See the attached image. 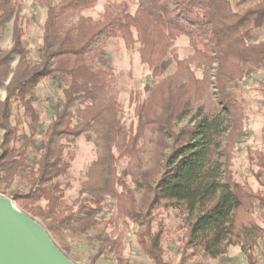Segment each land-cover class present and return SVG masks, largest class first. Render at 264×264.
Here are the masks:
<instances>
[{
    "label": "trees",
    "instance_id": "trees-1",
    "mask_svg": "<svg viewBox=\"0 0 264 264\" xmlns=\"http://www.w3.org/2000/svg\"><path fill=\"white\" fill-rule=\"evenodd\" d=\"M37 1L46 9V19L39 59L31 62L19 1L0 0V37L12 24V45L0 48L5 94L0 100V192L11 188L9 197L43 225L55 244L64 236L128 221L137 226L142 253L153 264H167L161 229L154 230L153 223L157 210L172 208L181 213L184 230L179 264L190 250L217 259L228 246H240L248 264H257L253 251L264 229L252 215L258 206L264 218V156L249 153L261 190L234 180L231 159L245 113L232 87L251 71L264 69V39L256 41L264 28V0H135L133 13L123 3L105 7L98 21L80 17L75 22L97 0ZM180 36L192 50L185 59L178 58L174 47ZM110 37H120L127 50L136 48L155 80L146 87L145 99L135 97V122L128 129L118 117L116 98L108 94L111 69L90 64L101 53L94 46ZM169 56L174 70L160 76ZM195 69L202 70L200 79ZM211 76L216 92L205 104ZM45 79L65 87L40 133L32 103ZM193 111V121L185 123ZM87 134L94 137L96 159L78 197L67 205L59 181L68 171L61 139ZM121 162L125 166L120 170ZM108 199L116 214L104 221L100 218ZM120 238L110 244L117 255ZM97 240L100 255L107 239Z\"/></svg>",
    "mask_w": 264,
    "mask_h": 264
},
{
    "label": "rangeland",
    "instance_id": "rangeland-1",
    "mask_svg": "<svg viewBox=\"0 0 264 264\" xmlns=\"http://www.w3.org/2000/svg\"><path fill=\"white\" fill-rule=\"evenodd\" d=\"M20 4V18L24 31V46L28 51V59L31 62L38 61L39 49L42 44L43 25L46 19V9L37 0H18ZM57 2V0H54ZM123 3L127 4L129 12L133 13L135 0H97L96 3L88 9L80 11L72 22L78 18H90L93 21L101 19L104 8L120 7ZM12 24L6 25L1 33L0 48L7 50L12 45ZM264 39V28L256 33V41ZM101 53L90 61L94 67L111 69L110 84L108 94L116 98L118 107V117L124 127L128 129L134 124L133 116L134 99L140 100L146 98V87L154 83L150 71L139 60L136 48L127 50L120 37H110L101 40L97 46ZM176 54L179 59H185L192 54L186 37L180 36L174 44ZM15 64V63H14ZM13 64V66H14ZM174 64L171 57H167L161 64L160 76H166L172 73ZM197 78L202 77V70L195 69ZM214 78L211 76L208 82V88L203 103L207 104L214 99L215 88ZM62 87H65L63 84ZM62 87L51 79L42 80L36 87L32 105L38 113L40 120V130L42 133L50 123L55 107L62 100ZM232 91L242 102L245 120L243 133L233 149L231 159V170L236 182L248 185L253 191H259L262 188L255 178L257 167L251 163L249 153H262L264 156V69L253 70L247 74L241 81L236 82ZM5 94L0 89V100ZM12 113V124H15V114ZM196 111L185 120L190 123L195 117ZM76 122V119L74 120ZM228 120L225 118V124ZM40 136L38 135V138ZM93 135L87 134L76 139H61L63 145V161L68 165L67 173L59 181L64 190V201L70 205L78 197L82 183L86 180V172L90 164L96 159V148L93 141ZM254 156V155H252ZM125 166L120 163V170ZM11 189V188H10ZM0 192V196L10 198L9 190ZM16 205V204H15ZM19 209V207L16 205ZM21 210V209H20ZM263 209L255 206L252 218L255 223L264 229V218L261 216ZM114 201L108 199L107 206L101 214V220L113 219L115 217ZM39 222V221H38ZM182 226V215L178 210L159 209L154 213L153 229H161V247L164 251L163 260L167 264H179L182 251V238L184 230ZM137 226L131 222L116 223L104 227L97 226L93 231L83 236H64L62 242L58 241L57 246L63 247L67 257L75 264H153L138 247L135 239ZM120 235V254L117 255L110 248V244L115 242ZM97 236L107 239L104 242L102 252L99 250V241ZM184 264H248L245 254L240 246H228L223 257L210 259L202 256L200 253L191 254ZM257 264H264V237L258 241L253 251Z\"/></svg>",
    "mask_w": 264,
    "mask_h": 264
},
{
    "label": "water",
    "instance_id": "water-1",
    "mask_svg": "<svg viewBox=\"0 0 264 264\" xmlns=\"http://www.w3.org/2000/svg\"><path fill=\"white\" fill-rule=\"evenodd\" d=\"M0 264H75L38 221L0 196Z\"/></svg>",
    "mask_w": 264,
    "mask_h": 264
}]
</instances>
